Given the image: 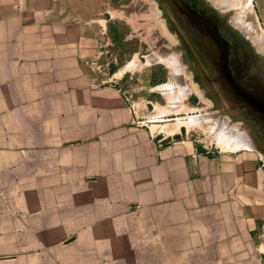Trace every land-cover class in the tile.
Segmentation results:
<instances>
[{
	"label": "crops",
	"instance_id": "crops-1",
	"mask_svg": "<svg viewBox=\"0 0 264 264\" xmlns=\"http://www.w3.org/2000/svg\"><path fill=\"white\" fill-rule=\"evenodd\" d=\"M82 1L0 0V264H102L100 227L107 242L123 241V264H151L149 255L152 264H194L195 253L211 264L214 249L221 264H259L245 250L264 226L260 154L206 149L172 130L164 117L173 113L161 112L174 107L155 94L164 85L144 88L141 72L103 79L100 69L118 61L115 32ZM79 115L103 131L89 149L67 144L69 130L84 129ZM100 178L125 182L106 193L83 186ZM164 243H174L176 261H165Z\"/></svg>",
	"mask_w": 264,
	"mask_h": 264
},
{
	"label": "rangeland",
	"instance_id": "rangeland-1",
	"mask_svg": "<svg viewBox=\"0 0 264 264\" xmlns=\"http://www.w3.org/2000/svg\"><path fill=\"white\" fill-rule=\"evenodd\" d=\"M79 6L87 14L103 15L101 22L105 20L104 24L115 32L118 61L110 68L100 69L103 79L114 73L118 77L126 70L141 72L144 88L163 84L164 90L156 89L155 94L163 98L165 107H174L161 112L173 113L164 117L174 122L172 130L181 126V132H190L206 149L255 150L264 168V0H83ZM117 11L124 18L117 17ZM134 83L132 86H140L137 81ZM189 115H194V121L187 120ZM74 117L85 119L84 129L67 132L69 149L82 143L89 149L93 139L103 137V131L99 137L90 129V115ZM123 117L117 115L118 119ZM159 122L152 123L155 131L161 129ZM124 165L125 161L117 162L118 169ZM124 182L122 178L84 179L83 186L99 187L106 193L107 188L123 186ZM74 185L75 180L69 179V187ZM99 237L102 264H109L107 259L112 255L115 264H123V241L116 237L107 242L102 227ZM173 244H163L165 261L177 260L169 258ZM142 245L150 250L159 244ZM182 250L185 249L181 248L180 257ZM245 251L255 252L256 257L257 251L259 264H264V226L255 247ZM197 255L191 261L203 264ZM218 256L214 249L211 264H221L223 260ZM149 258L151 264L155 262V256ZM251 261L229 259L228 263Z\"/></svg>",
	"mask_w": 264,
	"mask_h": 264
},
{
	"label": "built area",
	"instance_id": "built-area-1",
	"mask_svg": "<svg viewBox=\"0 0 264 264\" xmlns=\"http://www.w3.org/2000/svg\"><path fill=\"white\" fill-rule=\"evenodd\" d=\"M187 120H188L189 122L194 121V115H189V116L187 117Z\"/></svg>",
	"mask_w": 264,
	"mask_h": 264
},
{
	"label": "water",
	"instance_id": "water-1",
	"mask_svg": "<svg viewBox=\"0 0 264 264\" xmlns=\"http://www.w3.org/2000/svg\"><path fill=\"white\" fill-rule=\"evenodd\" d=\"M191 14L195 16V14H194V13H191Z\"/></svg>",
	"mask_w": 264,
	"mask_h": 264
}]
</instances>
